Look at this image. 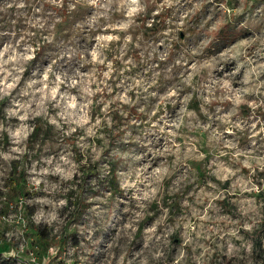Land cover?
I'll return each mask as SVG.
<instances>
[{"label": "rangeland", "instance_id": "obj_1", "mask_svg": "<svg viewBox=\"0 0 264 264\" xmlns=\"http://www.w3.org/2000/svg\"><path fill=\"white\" fill-rule=\"evenodd\" d=\"M255 237L264 0H0L1 257L264 264Z\"/></svg>", "mask_w": 264, "mask_h": 264}, {"label": "trees", "instance_id": "obj_2", "mask_svg": "<svg viewBox=\"0 0 264 264\" xmlns=\"http://www.w3.org/2000/svg\"><path fill=\"white\" fill-rule=\"evenodd\" d=\"M94 165H88V166H83L82 168V175L85 177L87 175L93 174L95 170ZM29 227L32 229V233L36 236L38 241H44L49 239L50 233H51V228L46 226V225H39L33 220L29 219L28 220ZM262 239L255 237L253 240V244L256 246L255 250H259V255L264 258V249L261 248L262 246ZM259 248V249H258ZM0 264H9V260L6 258H3L0 256Z\"/></svg>", "mask_w": 264, "mask_h": 264}]
</instances>
